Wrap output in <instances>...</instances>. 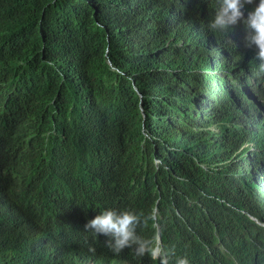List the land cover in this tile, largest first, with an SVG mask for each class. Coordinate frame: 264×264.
Segmentation results:
<instances>
[{"label": "trees", "instance_id": "16d2710c", "mask_svg": "<svg viewBox=\"0 0 264 264\" xmlns=\"http://www.w3.org/2000/svg\"><path fill=\"white\" fill-rule=\"evenodd\" d=\"M209 20L188 0H0V155L36 221L0 203V264L109 258L84 227L105 209L155 211L138 233L169 264H264V73L242 21Z\"/></svg>", "mask_w": 264, "mask_h": 264}, {"label": "clouds", "instance_id": "9594fccd", "mask_svg": "<svg viewBox=\"0 0 264 264\" xmlns=\"http://www.w3.org/2000/svg\"><path fill=\"white\" fill-rule=\"evenodd\" d=\"M188 2L190 6L201 8L202 15L210 16L207 26L213 33H229L233 26L242 21L246 27L245 47L256 50L255 59L260 61L259 70L264 73V0H210L203 5H200L197 0H188ZM169 3L171 4L170 12L176 15L177 20L182 17L189 20L186 7L176 8L173 2ZM248 5L254 7L246 14ZM23 181L24 178L16 172L14 166L0 155V203L3 211L11 224L31 229L36 225V221L32 218L31 212H22L23 207L19 198ZM232 210L228 212L232 213ZM252 218L261 223L257 218ZM236 219L248 232L243 220ZM150 220L153 224L157 222L155 211L148 216L127 210L105 209L100 212L84 227L86 231L107 240L111 256L106 259L90 260L85 264H135L136 256L146 255L154 261L159 260L160 264H169L174 252L163 246L162 237L160 236L159 240L155 235L145 238L138 233V229L146 227ZM49 237L52 238L50 240L52 249L56 245L67 244L58 242L56 233L51 232ZM77 252L78 248L75 255ZM64 257L61 255L59 258ZM177 264H188V260L180 259Z\"/></svg>", "mask_w": 264, "mask_h": 264}, {"label": "water", "instance_id": "95a60500", "mask_svg": "<svg viewBox=\"0 0 264 264\" xmlns=\"http://www.w3.org/2000/svg\"><path fill=\"white\" fill-rule=\"evenodd\" d=\"M110 64L113 66V63L110 61ZM114 69L115 70H118V68L117 67H114ZM144 109V108H143ZM145 116H146V114H145Z\"/></svg>", "mask_w": 264, "mask_h": 264}]
</instances>
